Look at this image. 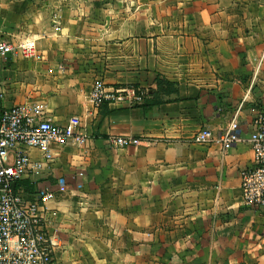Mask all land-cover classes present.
I'll return each mask as SVG.
<instances>
[{
    "label": "crops",
    "instance_id": "obj_1",
    "mask_svg": "<svg viewBox=\"0 0 264 264\" xmlns=\"http://www.w3.org/2000/svg\"><path fill=\"white\" fill-rule=\"evenodd\" d=\"M0 40L35 48L0 58V103L76 116L87 136L51 144L50 161L29 150L41 167L19 185L26 198L36 180L53 188L43 218L59 264H264V207L240 189L252 148L217 140L232 122L246 138L264 110V0H0ZM97 79L160 102L94 109ZM203 128L212 141L193 142Z\"/></svg>",
    "mask_w": 264,
    "mask_h": 264
},
{
    "label": "built area",
    "instance_id": "obj_2",
    "mask_svg": "<svg viewBox=\"0 0 264 264\" xmlns=\"http://www.w3.org/2000/svg\"><path fill=\"white\" fill-rule=\"evenodd\" d=\"M34 42L0 40V58L20 52L33 56ZM145 89L135 86H107L102 79L93 82L89 100L94 109L103 103L141 105L148 97ZM80 120L76 116L65 125H56L43 117L37 107L21 105L4 107L0 103V264H59L54 258V243L46 232L43 205L54 196V190L42 180L35 181L34 194L26 198L20 182L30 173H37L40 163L30 160L29 150L41 151L42 158H53L51 144L63 145L69 141L83 143L87 136L80 132ZM251 132L246 138L236 134L237 124L219 135L218 141L230 144L246 140L253 151L252 165L240 171V189L246 205L264 207V110L258 111L251 122ZM110 146L122 148L141 143V138L125 135H110ZM196 143H208L212 139L203 128L193 137ZM59 179V187L63 186Z\"/></svg>",
    "mask_w": 264,
    "mask_h": 264
},
{
    "label": "trees",
    "instance_id": "obj_3",
    "mask_svg": "<svg viewBox=\"0 0 264 264\" xmlns=\"http://www.w3.org/2000/svg\"><path fill=\"white\" fill-rule=\"evenodd\" d=\"M165 84V83H169V82H166V81H164V80H161V79H157V86H158V88L161 86V84ZM149 95H150V93H149ZM160 102V100H158V98H150V99H148V98H145V100L143 101V103L141 104V105H144V106H151V105H154V104H156V103H159ZM26 186V185H25ZM26 191H28V192H30V191H32V187H31V185L30 186H26Z\"/></svg>",
    "mask_w": 264,
    "mask_h": 264
}]
</instances>
